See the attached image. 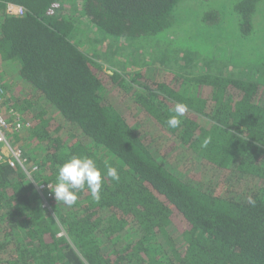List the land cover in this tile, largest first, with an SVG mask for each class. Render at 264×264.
Instances as JSON below:
<instances>
[{
  "label": "trees",
  "instance_id": "16d2710c",
  "mask_svg": "<svg viewBox=\"0 0 264 264\" xmlns=\"http://www.w3.org/2000/svg\"><path fill=\"white\" fill-rule=\"evenodd\" d=\"M195 1L0 0L4 112L25 121L13 140L28 158L25 169L0 160V264H264V59L241 71L178 70L171 57L106 70L78 40L86 27L163 54L184 46L179 32L219 35L212 7L189 21ZM225 7L253 47L264 0ZM177 103L188 111L170 129ZM72 156L102 174L110 163L120 181L104 175L98 202L86 188L72 206L56 201Z\"/></svg>",
  "mask_w": 264,
  "mask_h": 264
},
{
  "label": "rangeland",
  "instance_id": "374dc122",
  "mask_svg": "<svg viewBox=\"0 0 264 264\" xmlns=\"http://www.w3.org/2000/svg\"><path fill=\"white\" fill-rule=\"evenodd\" d=\"M229 1L232 3L234 0H203L202 3L199 1L192 3L191 7L195 14L190 15L189 21L198 23L201 14L207 13L210 10L209 8L212 7L217 11L220 20L223 21V23L219 24L218 31L220 34L212 35L213 32L211 27H206L202 30L203 36L202 34H198L196 30L189 35L185 34V31L179 32V34L175 36L180 37V43L184 46L180 48L181 45L176 44L175 40H172L175 43V46H173L174 48L170 47L173 49L170 53L165 52L160 54V50L158 49L159 46L155 47L152 46V44H147L149 45L147 48L146 44H144L146 41L141 39L135 47L126 51L128 48L126 41H124V43L123 41L113 42L112 40H109V42L101 41L102 37L100 35L95 34L94 32L91 33L86 27H82L79 31L80 38H78V40H82L80 45H82V48L89 54H101L100 62L106 70H112L113 68L122 69L123 66L140 67L143 62L147 64L149 60L155 57H157V60H164L171 57L170 59H172V61H167L169 64L166 65L165 63V65H173L175 69L184 71H188V68L189 70H192L193 67L197 71L199 69L201 70L203 65H206L207 63L213 65L212 67L214 71H217V66L221 67V65L224 64L229 65V70L237 71L245 63L256 64L257 62L255 63L253 60L255 56L260 58V61L263 62L264 17L258 20L260 22L256 25V31H260L261 35L254 39L253 47L242 46V38L235 30L234 13L229 12V9L225 7ZM182 29H184V25L182 26ZM204 34L206 36H204ZM243 47H247L250 51H244ZM188 48H193L192 50H196V52L190 54V51L186 52ZM118 49H121L120 52L115 53ZM137 51L140 55H137ZM239 61H245V63L242 65ZM159 62L161 61L159 60ZM196 62L200 63L195 67L194 65Z\"/></svg>",
  "mask_w": 264,
  "mask_h": 264
},
{
  "label": "clouds",
  "instance_id": "9594fccd",
  "mask_svg": "<svg viewBox=\"0 0 264 264\" xmlns=\"http://www.w3.org/2000/svg\"><path fill=\"white\" fill-rule=\"evenodd\" d=\"M174 112L166 120V126L170 129L178 128L182 121L181 117L188 111V106L183 103H177ZM106 171L102 174L97 167L96 162L87 156H72L71 159L64 162L58 167L56 184L51 189L56 201L62 202L67 206H72L77 202V192L85 190L90 192L91 197L95 201L101 199V189L103 184V176L119 182L120 174L116 167L105 162ZM250 204L255 205V201L249 198Z\"/></svg>",
  "mask_w": 264,
  "mask_h": 264
},
{
  "label": "built area",
  "instance_id": "2783aa9c",
  "mask_svg": "<svg viewBox=\"0 0 264 264\" xmlns=\"http://www.w3.org/2000/svg\"><path fill=\"white\" fill-rule=\"evenodd\" d=\"M6 11L10 15H21L24 14L25 8L22 5L9 2L7 3ZM4 95L5 89L0 78V160L11 166L20 165L25 169L27 168L28 158L19 146L14 145L13 134L19 132L26 123L22 120L19 113L12 111L10 116L5 114L6 99ZM51 187V184H43L40 186L42 191L50 190Z\"/></svg>",
  "mask_w": 264,
  "mask_h": 264
}]
</instances>
